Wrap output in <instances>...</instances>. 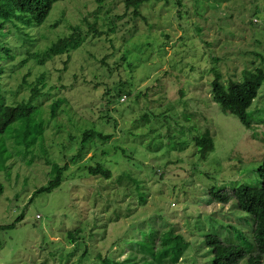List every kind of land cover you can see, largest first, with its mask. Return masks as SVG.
Wrapping results in <instances>:
<instances>
[{"label":"rangeland","instance_id":"rangeland-1","mask_svg":"<svg viewBox=\"0 0 264 264\" xmlns=\"http://www.w3.org/2000/svg\"><path fill=\"white\" fill-rule=\"evenodd\" d=\"M182 4L180 12L176 0L146 4L143 17L125 16L109 32L122 0L103 7L60 0L41 25L24 27L19 18L0 31V101L28 100L44 75L32 122L0 134V225L22 215L0 230V264H212L206 233L224 238L230 223L251 239V215L209 201L208 191L258 180L264 83L247 109L249 128L210 90L215 71L223 81L240 80L245 66L259 64L264 0ZM120 81L130 91L125 98L115 88ZM185 108L197 115L183 120ZM32 128L41 134L27 143ZM85 130L112 137L82 142ZM206 131L213 149L200 158L193 136ZM94 151L110 178L87 172ZM47 162L67 165L62 182L35 192L52 175ZM73 229L79 233L71 240ZM179 244L186 248L174 262L170 249Z\"/></svg>","mask_w":264,"mask_h":264},{"label":"trees","instance_id":"trees-1","mask_svg":"<svg viewBox=\"0 0 264 264\" xmlns=\"http://www.w3.org/2000/svg\"><path fill=\"white\" fill-rule=\"evenodd\" d=\"M60 0H0V31L6 27V24H15L20 21L19 18H24L22 23L24 27H31L33 25H41L49 15L51 9L56 2ZM98 6L103 7L105 0H94ZM156 1L168 2L169 0H122L123 12H113L111 17L115 20L109 32H112L117 27L116 22L123 19L125 16L131 17L135 20L138 17H143L141 9L146 7V4ZM179 12L183 7L182 0H176ZM25 16V17H24ZM31 25V26H30ZM17 31L22 33L23 26L18 25ZM28 32H24V35ZM168 36V34H165ZM264 46V45H263ZM5 47H0V49ZM55 48L54 43L49 48L51 51ZM255 56L259 59L257 66H245L242 71L240 80L228 79L223 81L218 71L214 72V77L211 81V96L217 102L223 111H228L238 117L240 122L247 128L251 126V120L248 116L247 109L252 104V101L258 94L260 86L264 83V49L263 52L256 51ZM69 58V55H68ZM124 59V56H122ZM212 58V57H211ZM251 62H249L250 64ZM253 63V61H252ZM44 85V75L39 77L32 84L28 100L21 101L16 105H7L0 101V134H4L7 128L14 122L28 124L32 122L33 111L35 106L32 101L40 88ZM118 96L127 97L130 91L125 89V81H120L115 86ZM109 92H106L108 94ZM183 95V92H181ZM62 101V100H61ZM60 99H56L51 104L52 114H55L57 107L61 103ZM183 120L188 121L189 116L197 115L196 112L187 110L185 108L180 113ZM185 124L181 125L184 128ZM188 127L190 126L187 124ZM42 133L44 132V126ZM192 127L191 129H193ZM190 129V128H189ZM41 130L33 133V128L30 132V140L27 143L35 142ZM28 133H24L22 139L27 137ZM109 140L111 134H101L100 132L85 130L81 135L82 142L88 141L92 138ZM193 143L197 147L200 158H204L206 154L213 149V139L206 131L201 135L193 136ZM93 153V152H92ZM87 159V163L83 164L87 172L92 177H103L108 179L111 177V170L102 163L95 160L93 154ZM76 157V156H75ZM73 158V160L75 159ZM51 166V177L46 184L40 186L35 192H50L57 188L62 182L63 171L67 165H58L56 163L47 162ZM257 181L254 184H233L231 191L226 189L210 188L208 193L210 195L209 201H216L221 204H229L231 209L240 210L248 213L252 217L251 239L247 240L244 237L242 230L233 224H229L230 232L226 237L221 238L215 233H206L204 236V244L210 248L212 253V264H239V262L246 258L244 264H262L264 255V159L256 168ZM123 175L118 174L116 182L121 183ZM122 184V183H121ZM132 185V184H131ZM4 186L0 180V196L3 193ZM22 215L17 217L12 223L0 225V230L12 228L20 221ZM79 233V229H73L68 232L71 240H74ZM166 239L162 241V244ZM186 248V245L173 246L172 261L176 262L181 257ZM167 253V251H165ZM164 253V254H165Z\"/></svg>","mask_w":264,"mask_h":264},{"label":"built area","instance_id":"built-area-1","mask_svg":"<svg viewBox=\"0 0 264 264\" xmlns=\"http://www.w3.org/2000/svg\"><path fill=\"white\" fill-rule=\"evenodd\" d=\"M121 98H125L124 96H122Z\"/></svg>","mask_w":264,"mask_h":264}]
</instances>
